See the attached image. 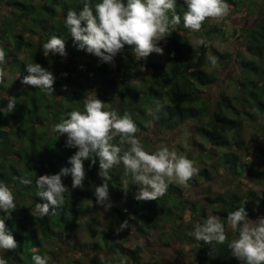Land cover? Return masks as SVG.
I'll return each instance as SVG.
<instances>
[{"label": "trees", "instance_id": "1", "mask_svg": "<svg viewBox=\"0 0 264 264\" xmlns=\"http://www.w3.org/2000/svg\"><path fill=\"white\" fill-rule=\"evenodd\" d=\"M87 2L94 10L100 0ZM253 2L255 0H226L230 5L229 14L238 16L240 13L242 17L243 22L234 24V27L249 57H243V50L220 52L209 47L207 42L191 43L190 30L183 26L187 6L183 0H176L175 10L181 23L160 42L164 54L152 53L138 61L125 46L115 57L116 66L113 68L79 49L65 27L67 11H80L85 0H0V46L6 53V61L0 65L5 73L4 83L0 84V107H6L9 96L16 98L11 113L0 112V182L12 188L17 205L12 219L6 220V226L18 247L0 250V257H4L7 264H35L33 255L47 256L45 246L48 242L63 250L62 241L69 243L70 251L77 248L76 252L86 257L89 264H157L142 259L146 247L135 238V233L146 236L150 229L157 228L160 220L174 224L186 211L191 214L189 220L177 225L179 231L173 228L164 245L168 246L169 238L184 239L192 245L195 264H240L228 248V242L238 237V231L226 229L229 224L227 216L240 207H245L249 216L253 214L252 207L264 206L262 192H255L247 185V182L264 181L261 160L264 152L261 147H256L255 158L243 161L245 143L241 138V115L248 117L264 136V12L259 9L257 22L247 25L245 20L258 10ZM171 15L170 12V18ZM201 32L209 36L221 34L222 23L213 22L209 27L205 20ZM52 35L65 40L66 57L51 53L44 56L41 46ZM211 56L220 62L232 58L240 67L236 93L217 96L212 101V112L209 110L211 103L204 100V87L217 79L207 70L211 66ZM29 63H39L53 72L56 80L51 98L40 89L21 83L27 75L26 65ZM92 96L104 101L106 109L115 110L120 116L129 113L140 129L137 137L150 152L153 150H148L151 136L147 134L148 128L165 131L190 121L196 130L195 136L189 139L190 151L199 154L198 149H192L191 142L201 146L197 136L202 138L209 146H204L208 148L206 153L216 157L235 187L224 194H212L210 185L202 182L210 178L204 167L187 182V185L206 193L202 203L188 200L181 187L173 183L158 200L137 201L134 198L137 186L131 184L130 175L124 177L120 164L110 171L108 203L111 207L106 209L96 203L94 195L96 186L102 183L96 158L97 163L91 168V161H84L86 179L83 188L73 189L71 176L62 177L69 189L64 204L54 215L50 213L40 218L33 211L35 203L46 201L37 196L36 177L57 174L62 168L71 167L68 158L77 151L66 147V136L55 132L54 125L68 118L72 110H83L84 99ZM118 142L119 138L113 141ZM123 147L127 150L128 145ZM23 178L31 179L32 184L24 185L21 183ZM124 179L129 182L127 192L122 189ZM243 187L245 190L242 191ZM121 202L127 203L126 209L120 206ZM99 208L108 213L111 228L128 220L133 233L129 237H117L113 231L100 227ZM3 215L0 210V216ZM208 215H217L224 223L228 237L224 244L213 241L209 245L189 235L193 226L197 222L203 223ZM77 226L84 228L90 237L88 241L76 243V238L71 239L69 230ZM133 240V247L126 245L127 241ZM210 248L214 249L211 253ZM61 264L85 263L78 257Z\"/></svg>", "mask_w": 264, "mask_h": 264}, {"label": "clouds", "instance_id": "2", "mask_svg": "<svg viewBox=\"0 0 264 264\" xmlns=\"http://www.w3.org/2000/svg\"><path fill=\"white\" fill-rule=\"evenodd\" d=\"M187 11L183 13V26L192 31L201 30L206 19H223L230 12L226 0H183ZM176 0H100L90 6L87 0L80 11L69 9L65 17V27L70 31L74 44L79 49L98 58L100 63H106L113 68L115 57L125 46L131 49L132 55L138 60L147 58L150 54H164L160 42L172 34L176 25L181 23V17L176 13ZM172 13L171 18L169 13ZM203 40L197 44H203ZM44 56L50 53L66 57V44L62 37L52 35L42 46ZM174 55V54H173ZM213 67L218 58L209 57ZM6 61L4 48L0 46V65ZM27 75L21 83L32 88L40 89L51 98L54 93L56 77L52 71L39 63L26 65ZM66 75V74H65ZM5 80L3 68H0V84ZM6 107H0V112L11 113L16 105V98L9 96ZM53 130L59 135L66 136V147L77 149L68 158L71 167L62 168L57 174L36 177L39 189L37 196L45 203H35L34 212L40 218L55 214L64 204L68 187L62 177L70 175L73 189L83 188L86 179L85 160H90L89 168L99 161L98 176L102 183L94 191L96 203L106 209L111 207L109 201L110 171L122 164L124 177L131 176V184L137 186L134 198L137 201L158 200L170 184L186 185L198 173L193 160L185 155L164 146L155 151L145 150L137 137L140 131L127 112L123 116L115 110L105 108V102L96 96L86 97L83 110L74 109L68 113V118L54 125ZM119 138L118 143L113 141ZM124 145H128L127 150ZM24 185H31L29 178L21 179ZM122 189L127 192L129 182L123 180ZM16 197L12 188L0 182V250H15L18 243L12 232L6 226V220L12 219L16 209ZM228 223L238 237L228 242L232 256L240 264H264V217L251 220L245 207H240L227 216ZM125 220L116 233L129 228ZM197 241L212 245L224 244L228 241L224 223L217 215H208L203 223L197 222L189 233ZM210 253L214 251L210 248ZM209 253V254H210ZM35 264H48L47 256L33 255ZM0 264H7L0 257Z\"/></svg>", "mask_w": 264, "mask_h": 264}, {"label": "rangeland", "instance_id": "3", "mask_svg": "<svg viewBox=\"0 0 264 264\" xmlns=\"http://www.w3.org/2000/svg\"><path fill=\"white\" fill-rule=\"evenodd\" d=\"M250 1V0H249ZM258 10H255L253 14L247 18L246 24H255L257 22L256 14L260 10L264 12V0H255L253 2ZM236 14H228L223 19H206L207 26L211 27L213 22H221L223 26V32L221 34L216 35H207L203 32H188L189 41L191 43L196 44L197 41L203 40L207 42L209 47H213L220 52H229L235 53L236 51L241 52L243 57H249L248 52L244 51V42L238 39L237 36V28L234 27V24L242 23V17L240 13ZM230 22V23H229ZM246 48V47H245ZM210 55V54H209ZM239 65L234 59H229L224 62L217 61L215 67L212 65L207 68L209 72H212L216 75V81L204 87V100L208 103L210 102L209 110L212 112L214 109V103L212 101L215 100L217 96L221 93L226 95H234L236 93V78L240 76L238 73ZM263 79H264V75ZM262 79V78H261ZM240 118L243 121V128L241 131V138L244 140L245 149H243L242 153L243 161H248L255 158L257 153L256 147H261L264 152V136L259 132L258 129L254 126V124L246 117L245 115H241ZM262 121V119H259ZM148 128L147 134L150 136V142L148 146V150H157L158 148L167 146L169 149L176 151L178 154L188 156L189 159L197 161L196 167L198 170H202L204 167L208 170L210 178L208 180L203 179V185H210V192L212 194H224L227 190L232 189L235 187L234 181L227 177L224 168L217 163L216 157L207 154L206 152L209 147L208 144L200 137L197 136V141L201 143V146H198L195 142H191L192 149H198V153L196 154L194 150H191L189 139L192 136H195V128L192 126L190 121H186L184 124L179 125L177 128L168 129L165 131H158L156 128L150 130ZM248 153V154H247ZM262 163L264 164V155L261 157ZM257 168V166H255ZM197 175V174H196ZM176 184V183H173ZM182 194L190 201H195L202 203L204 201L205 192L201 189L198 190L195 187H191L189 185H180ZM247 185L250 189H253L255 192H262L261 196L264 198V181H252L247 182ZM246 187V186H245ZM242 191L245 188H241ZM123 208H127L126 202H121ZM99 217H100V227H103L107 230L113 231L117 237H129L133 232L130 228H126L125 230L121 231L119 234L116 233V228L119 227L120 224L114 225L111 228L110 223H108L107 215L108 213L104 211L103 208H99ZM252 215H249V219L256 220L258 217H264V206H254L252 207ZM190 213L188 211L182 214V218L178 219L174 222V224H168L167 221L160 220L157 224L156 229H150L149 233L146 236H141L138 233H135V238L140 242L144 243L146 249L142 252V259L143 260H153L156 261L157 264H195L193 260V253H192V245L188 244L186 241L177 240V238L168 239V246L164 245L163 242H167L166 236L170 234L173 228L176 231H179V224L186 223L190 218ZM80 221L83 220L82 214L79 215ZM178 225V226H177ZM232 229L231 225L228 224L226 229ZM193 231V230H192ZM68 234V233H67ZM69 235L71 239L76 238V243L80 241H88L90 237L84 231L83 227L77 226L73 227L69 230ZM135 239V240H136ZM68 240V239H67ZM135 240L127 241L126 245L129 247H133L135 244ZM69 241V240H68ZM63 250H60L58 245L53 244V242H48L46 244L47 249V257L50 259V264H61L63 261H72L74 258H78L82 260L83 263L89 264L88 259L86 257H81L80 253L76 252V249L70 251L69 243L67 242H60ZM180 250V252H178ZM126 264V263H122Z\"/></svg>", "mask_w": 264, "mask_h": 264}]
</instances>
